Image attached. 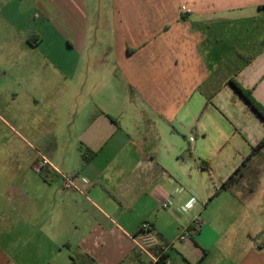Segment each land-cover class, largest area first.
Instances as JSON below:
<instances>
[{"label":"crops","instance_id":"1","mask_svg":"<svg viewBox=\"0 0 264 264\" xmlns=\"http://www.w3.org/2000/svg\"><path fill=\"white\" fill-rule=\"evenodd\" d=\"M98 1L0 0V264H264V0Z\"/></svg>","mask_w":264,"mask_h":264},{"label":"built area","instance_id":"2","mask_svg":"<svg viewBox=\"0 0 264 264\" xmlns=\"http://www.w3.org/2000/svg\"><path fill=\"white\" fill-rule=\"evenodd\" d=\"M53 169L61 175V188L69 192H82V181L76 175L65 176L61 174L54 165L44 156L40 155L39 161L36 163V170L39 172L45 169ZM166 204L163 205L165 207ZM201 222L199 219H194L192 221L193 230L199 229ZM190 237L188 231H182L178 235L179 241H184ZM133 242L135 248L140 254L149 256L152 260L151 263L157 264H176L166 259V253L168 252L170 246L167 244H162L158 241L157 237L151 231L148 222H143L140 225L139 232L133 237Z\"/></svg>","mask_w":264,"mask_h":264},{"label":"trees","instance_id":"3","mask_svg":"<svg viewBox=\"0 0 264 264\" xmlns=\"http://www.w3.org/2000/svg\"><path fill=\"white\" fill-rule=\"evenodd\" d=\"M233 89L242 98V100L254 111V113L264 122V110L263 108L253 99L251 92L241 87L237 82L231 81ZM264 145V139L259 143L258 147ZM87 161L86 157L83 156V162ZM229 183V181H228Z\"/></svg>","mask_w":264,"mask_h":264},{"label":"rangeland","instance_id":"4","mask_svg":"<svg viewBox=\"0 0 264 264\" xmlns=\"http://www.w3.org/2000/svg\"><path fill=\"white\" fill-rule=\"evenodd\" d=\"M96 2L98 1V0H95ZM100 1H102V2H105L106 0H100ZM99 2V1H98ZM15 138L17 139V137L15 136ZM12 139H13V137H12V135H11V133L9 132H7L6 134H5V136H4V142H2V146L0 147V162H4V163H7V162H9L10 161V157H7V154L5 153V152H7L6 150L8 149L7 148V143H6V141L8 140L9 142L11 141L12 142ZM14 145L16 146V144H15V142H14ZM2 150V151H1Z\"/></svg>","mask_w":264,"mask_h":264}]
</instances>
